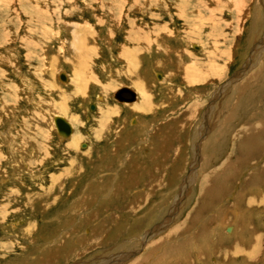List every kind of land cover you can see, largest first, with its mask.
Here are the masks:
<instances>
[{
    "label": "rangeland",
    "instance_id": "1",
    "mask_svg": "<svg viewBox=\"0 0 264 264\" xmlns=\"http://www.w3.org/2000/svg\"><path fill=\"white\" fill-rule=\"evenodd\" d=\"M263 2L0 0V264H264Z\"/></svg>",
    "mask_w": 264,
    "mask_h": 264
},
{
    "label": "bare ground",
    "instance_id": "2",
    "mask_svg": "<svg viewBox=\"0 0 264 264\" xmlns=\"http://www.w3.org/2000/svg\"><path fill=\"white\" fill-rule=\"evenodd\" d=\"M260 1V0H259ZM24 4V3H23ZM263 4H264V2H263ZM262 4V5H263ZM85 28V27H84ZM83 35V34H82ZM82 35L80 36V38H78V40L80 41V43H82ZM78 43V42H77ZM83 44V43H82ZM76 45H78V44H76ZM64 48V47H63ZM83 48V47H82ZM197 48V47H196ZM85 49V48H84ZM63 50V49H62ZM82 50V49H81ZM75 53V52H74ZM73 53V54H74ZM76 55V54H75ZM80 55H81V53H80ZM74 56V55H73ZM76 57V56H75ZM81 59V58H80ZM262 61V60H261ZM72 62H73V60H72ZM80 62V61H79ZM74 64V63H73ZM76 64H77V62H76ZM250 66V65H249ZM259 71V70H258ZM246 73H248V72H246ZM245 73V74H246ZM258 73V72H257ZM256 73V74H257ZM245 74H243V75H245ZM255 74V75H256ZM264 74V73H263ZM252 76H254L253 74L251 75V77ZM263 76V75H262ZM242 77L243 76H241V75H239L238 73H237V75L235 76V78L233 79V83L231 82H229V84H227V87L228 86H230V85H233V84H235V81H237V80H239L240 78L242 79ZM255 77V76H254ZM260 79V78H259ZM258 79V80H259ZM249 84H250V81H249ZM253 84V83H252ZM251 84V85H252ZM261 86V85H260ZM239 87V86H238ZM237 87V88H238ZM264 87V86H263ZM123 88V87H122ZM127 88H130V87H127ZM250 89L252 88V87H249ZM121 89V88H120ZM131 89V88H130ZM226 89V88H225ZM119 90V89H118ZM117 90V91H118ZM135 94H136V100L135 101H133V102H118V103H120V104H134V103H136L137 101H139L138 99H139V95L133 90V89H131ZM246 90H249L248 88L246 89ZM254 90V89H253ZM116 91V92H117ZM235 91H236V89H235ZM242 91V90H241ZM250 91V90H249ZM115 92V93H116ZM237 92V91H236ZM254 93V92H253ZM219 94V93H218ZM217 94V97L219 96ZM238 94V93H237ZM249 94V93H248ZM258 94H261V93H259L258 92ZM115 95V94H114ZM244 95V94H243ZM256 95V94H255ZM249 96V95H248ZM260 97H261V95H259ZM251 97V96H250ZM255 97V96H254ZM259 97V98H260ZM113 98H114V96H113ZM252 98H250V100H251ZM257 99V98H256ZM258 100V99H257ZM260 101V100H259ZM262 102V101H261ZM137 104V103H136ZM258 107V106H257ZM240 109V108H239ZM235 110V109H234ZM256 113V112H255ZM263 113V112H262ZM262 113H260V114H262ZM210 114V113H209ZM236 114H237V112H236ZM256 115V114H255ZM259 115V114H258ZM263 115V114H262ZM236 116V115H235ZM254 116V115H253ZM259 117V116H258ZM258 119V118H257ZM256 119V120H257ZM57 123H58V126H59V130L60 131H62V132H64V133H67V134H70L71 132H70V130H71V127L68 125V123L66 122V121H64V120H62V119H58V121H57ZM251 123V122H250ZM251 126H248V125H246V127L244 128L245 129V131H244V134H243V136H242V138H240V139H242L240 142H239V144H237L238 146H237V150H239V152L241 151L242 153L244 152V154H242L243 155V157H238V161L242 164V165H244V164H246V161H247V157H249V155H251V153H253V151H252V148L253 147H255V148H258V151H259V153L261 152V153H264V121H263V119H258V121L256 122H254V123H252V124H250ZM243 129V130H244ZM247 130H248V132H247ZM251 131H253V133L251 134ZM243 133V132H242ZM249 133L251 134V135H249ZM220 134V133H219ZM77 140H78V138H76ZM210 139V138H209ZM211 140V139H210ZM214 140H213V138H212V142H213ZM215 142H217V141H215ZM214 142V143H215ZM75 143V142H74ZM208 143H210V142H208ZM251 144H253V145H251ZM80 145V144H79ZM235 145H236V143H235ZM219 146H222V145H219ZM216 148H217V146H216ZM197 151V150H196ZM258 153V152H257ZM205 157V156H204ZM252 159V158H251ZM228 160V159H227ZM249 160H250V158H249ZM240 165V164H239ZM233 168V167H232ZM229 169V168H228ZM261 169H263V168H261ZM259 171V170H258ZM256 172V171H255ZM216 173V172H215ZM254 173V172H253ZM219 172L218 173H216L215 174V176L216 177H214V180L212 181L213 183L212 184H210L211 186H209V185H207V192L205 193L204 192V190H203V193L201 194V195H203V194H207V204H210V203H212V205H210V206H213V202H211V199H212V197H214V199H215V196H216V194L217 193H219L221 190H224V189H222L223 187H219V185H221L222 186V184H223V182L225 181V178L226 177H228L227 175H219ZM251 176H253V175H251ZM255 176H256V174H255ZM254 177V176H253ZM252 178V177H251ZM252 180V179H251ZM263 180V179H262ZM248 182V181H247ZM247 185V184H246ZM249 185V184H248ZM244 190V189H243ZM247 191V190H246ZM253 191V190H252ZM245 192V191H244ZM244 194V193H243ZM203 198V197H202ZM210 198V199H209ZM213 199V200H214ZM238 200V201H237ZM236 200V202H238V203H241L240 201H241V199H237ZM202 202V201H201ZM206 202V201H205ZM210 202V203H209ZM203 203V202H202ZM179 204V203H178ZM214 204H215V201H214ZM202 206H204V205H202ZM236 206V205H235ZM239 208V207H238ZM247 212V211H246ZM175 213V212H174ZM234 215V214H233ZM186 222V221H185ZM195 224V223H194ZM196 225V224H195ZM194 225V226H195ZM204 226V225H203ZM190 227V224H186V225H179V226H177L176 227V231H177V233L178 232H180L181 231V234L184 232H186V231H188L189 229H191V228H189ZM205 227H206V225H205ZM207 228H209V227H207ZM175 232V231H174ZM173 233V232H172ZM188 233V232H187ZM179 234V233H178ZM216 234V233H215ZM178 236V235H177ZM187 236H189V235H187ZM192 236V235H191ZM203 235H201V234H199L198 235V237H202ZM229 237V236H228ZM187 238V237H186ZM191 239H192V237H190ZM204 238V242H203V244L202 243H200L201 244V248H197L198 250H199V254H200V257H203L202 259H203V261L204 260H207V256L206 255H204V252L206 253V251H205V249L207 250V248L210 246L208 243H207V241H210L209 239L208 240H205V237H203ZM219 238V237H218ZM239 238V237H238ZM238 238H232V239H230V241H227L226 242V244H227V246H225L224 247V249L222 250L223 252H224V255H225V258L226 259H228V261L224 258V264H226V263H228L229 261H231L232 263L233 262H235V260L237 261V258H238V256H239V252H240V250H241V247H239V246H236V244H234V241L235 242H237L238 244H239V240L240 239H238ZM215 239V238H214ZM225 241H226V239H225V237L223 238ZM218 240V239H217ZM216 240V241H217ZM228 240V239H227ZM193 241V240H192ZM189 238H187V239H183V240H181L180 242H178L177 244L178 245H175V246H173V247H169L168 248V254H169V256H168V259L170 258V255H171V257L172 256H174V261H175V257H179L178 259H180L182 256H185V255H187V254H189V252L187 251L188 249H189V247H190V250H191V248L192 247H194V245H195V242L193 241L192 242ZM231 241H233V242H231ZM241 241V240H240ZM179 243H181V244H179ZM214 244H215V242H213ZM217 243V242H216ZM223 243H224V241H223ZM218 244V245H217ZM215 246H216V251L218 250V251H220L219 249L221 248V244L218 242ZM226 244H224V245H226ZM208 246V247H207ZM215 246H212L211 245V248L213 249V247H215ZM228 247V248H227ZM209 249V248H208ZM222 249V248H221ZM194 250V249H193ZM192 250V251H193ZM154 251V250H153ZM165 251V250H164ZM167 251V250H166ZM214 250H212V252H213ZM226 251V252H225ZM188 252V253H187ZM191 252V251H190ZM151 252H149V254H150ZM165 253V252H164ZM163 253V254H164ZM187 253V254H186ZM192 254V253H191ZM196 254V253H195ZM210 254H212V253H210ZM215 254H216V252H215ZM218 254V253H217ZM216 254V255H217ZM241 254H242V251H241ZM164 255H166V254H164ZM167 256V255H166ZM165 256V258H163L164 260L165 259H167V257ZM196 256V255H195ZM197 256H198V254H197ZM241 256V255H240ZM162 257H164V256H162ZM161 257V258H162ZM187 257H189V255H187ZM199 257V258H200ZM127 258V257H126ZM172 259V258H171ZM201 259V258H200ZM213 259H217V260H219L220 258H213ZM230 259V260H229ZM170 260V259H169ZM187 260V259H186ZM188 260H189V258H188ZM211 260V259H210ZM217 260H215L216 262H217ZM173 261V262H174ZM180 261V260H179ZM209 261V260H208ZM157 262V261H156ZM161 262V261H160ZM165 262H168V260H165ZM178 262V261H177ZM200 262V261H199ZM210 262V261H209ZM221 262L222 261H218L217 262V264H221ZM191 264H193V262H190ZM201 263V262H200ZM116 264H118V263H116ZM172 264V263H171ZM179 264V263H178ZM203 264V263H202ZM236 264V263H235Z\"/></svg>",
    "mask_w": 264,
    "mask_h": 264
},
{
    "label": "water",
    "instance_id": "3",
    "mask_svg": "<svg viewBox=\"0 0 264 264\" xmlns=\"http://www.w3.org/2000/svg\"><path fill=\"white\" fill-rule=\"evenodd\" d=\"M114 99L119 102H133L136 100V94L130 88L123 87L115 93Z\"/></svg>",
    "mask_w": 264,
    "mask_h": 264
},
{
    "label": "crops",
    "instance_id": "4",
    "mask_svg": "<svg viewBox=\"0 0 264 264\" xmlns=\"http://www.w3.org/2000/svg\"><path fill=\"white\" fill-rule=\"evenodd\" d=\"M244 251V250H243Z\"/></svg>",
    "mask_w": 264,
    "mask_h": 264
}]
</instances>
